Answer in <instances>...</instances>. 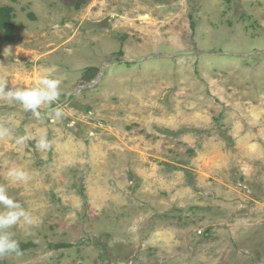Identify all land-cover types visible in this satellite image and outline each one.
Here are the masks:
<instances>
[{
  "label": "rangeland",
  "instance_id": "374dc122",
  "mask_svg": "<svg viewBox=\"0 0 264 264\" xmlns=\"http://www.w3.org/2000/svg\"><path fill=\"white\" fill-rule=\"evenodd\" d=\"M0 6V264H264V0Z\"/></svg>",
  "mask_w": 264,
  "mask_h": 264
},
{
  "label": "trees",
  "instance_id": "16d2710c",
  "mask_svg": "<svg viewBox=\"0 0 264 264\" xmlns=\"http://www.w3.org/2000/svg\"><path fill=\"white\" fill-rule=\"evenodd\" d=\"M13 19V14H12V9L11 7H7V6H0V30L3 32V38L6 42L12 43L15 40V25L12 21ZM128 65V63H127ZM86 72L88 73V76H86L87 81H90L91 79H93L96 74H97V69L95 68H88L86 70ZM32 111H36L35 109H32ZM65 245H61V246H56L57 248H62ZM26 246L24 244L21 245H16L14 247V250L16 251H21L25 248Z\"/></svg>",
  "mask_w": 264,
  "mask_h": 264
},
{
  "label": "water",
  "instance_id": "95a60500",
  "mask_svg": "<svg viewBox=\"0 0 264 264\" xmlns=\"http://www.w3.org/2000/svg\"><path fill=\"white\" fill-rule=\"evenodd\" d=\"M118 58L122 59V57H118ZM126 62L128 63V62H131V61H126ZM106 63H107V62H106ZM106 63L104 64V66L106 65ZM102 71H103V68L101 69L99 75L97 76V79H99V78L101 77V73H102ZM72 94H73V92H69V93H67L65 99H68L70 96H72ZM26 104L29 105V106L32 107V108H35L33 105H31V104H29V103H26Z\"/></svg>",
  "mask_w": 264,
  "mask_h": 264
}]
</instances>
